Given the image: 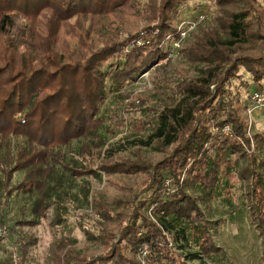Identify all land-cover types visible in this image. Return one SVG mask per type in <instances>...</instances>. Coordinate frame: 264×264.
<instances>
[{"label":"trees","instance_id":"obj_1","mask_svg":"<svg viewBox=\"0 0 264 264\" xmlns=\"http://www.w3.org/2000/svg\"><path fill=\"white\" fill-rule=\"evenodd\" d=\"M188 1L0 0V225H9L13 199L21 206L10 229L35 227L49 212L51 224L61 226L74 205L90 199L89 185L72 193L77 180L146 177L126 200L115 198L125 206L117 227L113 207L103 201L94 212L115 226L94 220L87 228L77 220L87 244L105 251L80 252L65 240L53 264H139L142 247L145 264H233L217 243L223 219H215V203L229 220L246 214L259 242L258 264H264V134L247 135L245 92L264 85V53L232 58L263 28L260 0H215L216 26L200 29L175 52L185 65L173 78L154 82L159 107L134 119L138 137L149 133L147 140L134 136L131 148L168 150L162 160L148 167L140 158L120 159L127 148H106L108 109L126 101L123 90L142 73L166 69L169 61L156 64L174 49L175 21ZM125 10L133 14L121 15ZM138 17L156 24L136 31ZM64 35L74 45L53 54Z\"/></svg>","mask_w":264,"mask_h":264},{"label":"rangeland","instance_id":"obj_2","mask_svg":"<svg viewBox=\"0 0 264 264\" xmlns=\"http://www.w3.org/2000/svg\"><path fill=\"white\" fill-rule=\"evenodd\" d=\"M260 2L264 5V0H260ZM214 3L215 0H189L185 6L182 7L180 15L175 21L178 34L182 24L195 19L199 15L204 18L192 31H188V35L182 40L178 50H180L183 45L186 46V44L192 42L200 29H209L216 26L215 19L218 17V13L215 11ZM131 14H133L132 10H125L121 13L123 16ZM48 17L49 12L46 14L45 19L48 20ZM141 18L144 17H138L137 21H135L136 19L134 18L132 21H135L134 27H136V31L140 30L143 32L144 30L142 28L150 23L143 22ZM70 22L73 24L74 20H71ZM96 22L97 21L95 20L94 24H96ZM155 24L156 23L152 22L150 27H153ZM85 26H88V24ZM137 41L135 42V45L141 46L137 45ZM176 41H174V43ZM66 44L74 45L73 41H71L66 35H64L63 38H58L51 48L52 53H57L56 55L59 56L64 52H62V45ZM263 53L264 23L262 30L256 32L253 43L249 46L243 47L238 53L232 54V58H254ZM27 55L33 56L32 52ZM180 55L179 52L177 54L175 53L172 57L167 56L163 61L156 64V66H164L169 61L164 71L157 72V74H151L150 72L153 70L152 68L150 71L142 73L133 84H130L123 90L127 92L125 95V98H127L125 99L126 101L123 103H115L108 109L106 126L111 132L106 133V138L108 140L106 148H115L114 146L127 148V150L119 156L120 159L134 163L140 158L146 161L148 167H152V165L162 160L168 154V150L158 151L156 149L158 147L155 145L154 147H143V149H132L131 146L135 142L133 140L134 136L135 138L147 140L146 137L149 133L144 132L138 137L136 135V130L132 128V123L134 119L141 118V115L150 114L147 109L153 110L151 111L152 113H156L159 105L155 104V101L158 100V97H156V95L158 96V92H156L155 87L157 83L154 82H156L158 76L173 78L176 74V70L184 68L185 60H182ZM244 75L245 80L251 84L249 76L247 74ZM243 90V87L238 86L240 94L244 93ZM245 92H247V97H249L246 104V115L249 125L247 135L250 137L257 132L264 134V101L257 103L252 99L255 93L260 94L264 99V85H251L249 90ZM107 97L108 99L110 98L109 95ZM252 107H254L255 110L249 115L248 109ZM148 117L149 115L146 118ZM15 141V139H11V150H13L15 146ZM0 143H3V141H0ZM102 157L103 155H100V158L96 159L97 156H95L97 162L94 164L95 166L100 163L101 160L103 161L104 158L102 159ZM19 178L20 176L17 175L14 181L19 180ZM145 179L146 177L141 174L130 176L126 174H102L100 180L91 177L77 180L76 188L72 193L78 194L81 186L89 185L90 199L87 204L78 203L77 205H74L72 207L74 209H71L70 211L71 214L74 215H70L68 221L61 226H54L51 224L53 213L49 212L46 219L42 220L41 223L35 227H14L13 229H10L9 226H13V223L18 220V211L21 206L18 200L15 201L13 199L9 203L11 209L6 217V221L9 225H0V230L2 231L0 235V264H20V262L21 264H53L54 258L61 250L65 240H70L76 250H80V252L85 251L88 254H101L106 249L97 244L95 246L88 245L85 234H83V232L76 226L78 222L77 220H80L84 227L87 228H94V220H99V225L107 224L108 227L110 225L115 226L113 223L104 224V220H101L96 216L95 207H99V202L103 201L104 204L113 207L112 216L115 221L118 219V223L115 226L117 227L124 220L125 206H123L122 201H115V198L121 200L125 199L129 191L135 192L139 190L142 187V184H144ZM169 184L170 182L167 183V181H165L163 185L164 188H168ZM236 188H238V186H236ZM237 194H240L239 189L237 190ZM236 208H239L237 204ZM213 209L215 219H223V227L220 230L221 233L217 238V243L225 250L233 264H258L259 242L255 233H253V229L250 227L249 219L246 214L241 213L244 217L243 220L241 215L236 212L234 217H232L234 219L229 220L230 218L228 219L223 215L224 213H220V210L222 209L219 204L215 203ZM23 242H25V246L22 245ZM146 256L147 249L146 247H142L137 254L139 264H145Z\"/></svg>","mask_w":264,"mask_h":264},{"label":"built area","instance_id":"obj_3","mask_svg":"<svg viewBox=\"0 0 264 264\" xmlns=\"http://www.w3.org/2000/svg\"><path fill=\"white\" fill-rule=\"evenodd\" d=\"M203 18H204L203 16L199 15L195 19L181 25V27L179 29V39L174 44H172L174 49L172 50V52L170 53V55L168 57H172L175 54V52L179 49L182 40L185 39V37L188 35V33H189L188 31H190V30L192 31L198 25V23L200 21H202ZM141 44H142V42L140 40L137 41V45H141ZM252 99L254 102H257V103L264 101L263 96H261L258 93H255L253 95ZM254 110H255L254 107L248 109V114L251 115ZM223 133L225 135H230L228 128H224ZM169 182H170V180H167V183H169ZM1 233H2V231L0 230V235H1Z\"/></svg>","mask_w":264,"mask_h":264}]
</instances>
